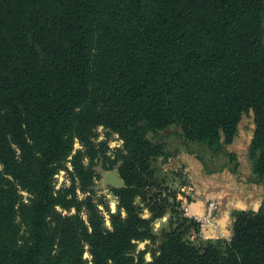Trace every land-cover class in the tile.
<instances>
[{
    "label": "trees",
    "instance_id": "1",
    "mask_svg": "<svg viewBox=\"0 0 264 264\" xmlns=\"http://www.w3.org/2000/svg\"><path fill=\"white\" fill-rule=\"evenodd\" d=\"M251 112L264 180V0H0V264H264V201L232 212L229 239H200L157 163L175 135L236 171L226 146ZM99 126L123 142L113 157ZM97 160L124 180L110 228Z\"/></svg>",
    "mask_w": 264,
    "mask_h": 264
},
{
    "label": "crops",
    "instance_id": "2",
    "mask_svg": "<svg viewBox=\"0 0 264 264\" xmlns=\"http://www.w3.org/2000/svg\"><path fill=\"white\" fill-rule=\"evenodd\" d=\"M239 128V127H238ZM254 132L253 128L248 132L237 130L231 143L226 146L227 152L233 153L238 162L236 171L231 169L232 163L224 166V162L217 163L218 157H208L209 150L204 148L198 150L204 153L209 162H216V165L207 170V167L197 157L195 152L183 150L171 153L166 162L175 159L178 166L184 167L187 171L188 194L181 196L182 205L188 207L191 214H202L205 211L209 199H215L218 204L216 217L232 233V212L238 209L257 210L264 201V180H256L253 177L251 161L248 157V148ZM171 150V149H170ZM172 152V151H171ZM184 189V187H182Z\"/></svg>",
    "mask_w": 264,
    "mask_h": 264
},
{
    "label": "rangeland",
    "instance_id": "3",
    "mask_svg": "<svg viewBox=\"0 0 264 264\" xmlns=\"http://www.w3.org/2000/svg\"><path fill=\"white\" fill-rule=\"evenodd\" d=\"M253 117H252V112L244 114L238 124L237 130H241L243 132H248L249 129L253 128ZM174 129V127H171ZM94 141L95 142H101L105 141L108 145V150H107V155L113 157L116 150L120 147H122V140L120 139L119 135L115 132L110 131L109 129L99 126L95 129L94 131ZM167 142L169 145V148L171 149L172 153H175L179 150H183V145L180 143L179 139L175 135H170L167 137ZM194 151L198 150H203L205 147L202 145H192L191 147ZM74 149H82V146L78 140L75 141L74 144ZM173 150L175 152H173ZM200 152V151H199ZM204 154V153H203ZM205 155V154H204ZM206 157V155H205ZM225 157L224 156H218L217 163L221 164V162L224 161ZM227 160V159H225ZM214 163L207 161V166L208 168H212L213 166L216 165V162ZM85 163H87V159H85ZM157 163L161 166L163 170V174H167V183L170 185L173 189L177 191L176 197L178 200L181 202V196L184 197V195L188 194V188L185 186L188 184V176H187V171H185L184 167L178 166L175 163V159L172 158L171 162H163L162 158L157 159ZM66 166L71 169L70 162L67 160ZM119 166L118 164L115 165L112 169L115 167ZM93 168L95 169L97 173V177L95 178V183L93 185V190L94 194H92V198L94 202L97 203V207L99 209V212L103 218V226L105 228H110V220H109V213L110 212H115L117 210V197L111 192L110 186H104L103 185V180L105 178L104 173L106 171L112 170V169H105L102 166L101 160H97L96 163L94 164ZM54 186L56 189L58 188H65L68 187L71 184L70 176L65 169H60L55 175H54V180H53ZM184 183V184H183ZM186 183V184H185ZM184 187V189H182ZM22 198L26 200L28 198V193L26 191H21ZM181 195V196H180ZM78 196L79 198H83L86 196L85 193H82L78 191ZM100 200L105 201L109 209L103 206L102 203H100ZM210 200V199H209ZM215 200V199H214ZM183 207L181 203V208ZM60 211L63 213H75L74 209H71L70 211L67 210H62L61 208H58ZM183 209V208H182ZM81 215L83 216L84 220H87V212L85 209L81 211ZM145 215L147 216L148 213L145 211ZM167 217L164 218H159L155 220L154 222V228L155 229H160L161 226L166 222ZM148 241H140L137 243V250H142L146 247V244ZM84 257L87 258L88 260L91 259V255L88 251V246H85V252H84ZM146 259H150L151 256L149 253L145 254Z\"/></svg>",
    "mask_w": 264,
    "mask_h": 264
},
{
    "label": "built area",
    "instance_id": "4",
    "mask_svg": "<svg viewBox=\"0 0 264 264\" xmlns=\"http://www.w3.org/2000/svg\"><path fill=\"white\" fill-rule=\"evenodd\" d=\"M184 214L193 219L198 224V229L195 237L200 239H229L231 235L227 228L219 222L216 217L218 209L217 201L214 199L208 200L205 211L202 214L189 213L188 207L184 205Z\"/></svg>",
    "mask_w": 264,
    "mask_h": 264
},
{
    "label": "water",
    "instance_id": "5",
    "mask_svg": "<svg viewBox=\"0 0 264 264\" xmlns=\"http://www.w3.org/2000/svg\"><path fill=\"white\" fill-rule=\"evenodd\" d=\"M104 180L103 185L104 186H110V187H122L124 186V180L119 175V166L115 167L112 170L106 171L104 173Z\"/></svg>",
    "mask_w": 264,
    "mask_h": 264
}]
</instances>
